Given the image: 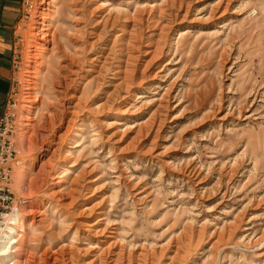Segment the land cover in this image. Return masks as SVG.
Returning a JSON list of instances; mask_svg holds the SVG:
<instances>
[{
  "label": "rangeland",
  "instance_id": "1",
  "mask_svg": "<svg viewBox=\"0 0 264 264\" xmlns=\"http://www.w3.org/2000/svg\"><path fill=\"white\" fill-rule=\"evenodd\" d=\"M19 9L13 264H264V0Z\"/></svg>",
  "mask_w": 264,
  "mask_h": 264
},
{
  "label": "crops",
  "instance_id": "2",
  "mask_svg": "<svg viewBox=\"0 0 264 264\" xmlns=\"http://www.w3.org/2000/svg\"><path fill=\"white\" fill-rule=\"evenodd\" d=\"M20 0H0V117L12 90Z\"/></svg>",
  "mask_w": 264,
  "mask_h": 264
},
{
  "label": "built area",
  "instance_id": "3",
  "mask_svg": "<svg viewBox=\"0 0 264 264\" xmlns=\"http://www.w3.org/2000/svg\"><path fill=\"white\" fill-rule=\"evenodd\" d=\"M11 131L0 119V237L16 216L24 199H15L10 188V176L15 152L10 137Z\"/></svg>",
  "mask_w": 264,
  "mask_h": 264
},
{
  "label": "bare ground",
  "instance_id": "4",
  "mask_svg": "<svg viewBox=\"0 0 264 264\" xmlns=\"http://www.w3.org/2000/svg\"><path fill=\"white\" fill-rule=\"evenodd\" d=\"M37 57L34 60L37 61ZM11 223L6 227L0 237V264H13L18 261L21 252V246H17V240L25 227V221L13 217L9 220Z\"/></svg>",
  "mask_w": 264,
  "mask_h": 264
}]
</instances>
